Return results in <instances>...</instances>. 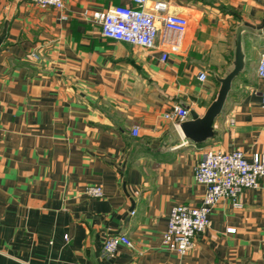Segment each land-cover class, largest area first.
I'll list each match as a JSON object with an SVG mask.
<instances>
[{"label": "crops", "instance_id": "0c3cea01", "mask_svg": "<svg viewBox=\"0 0 264 264\" xmlns=\"http://www.w3.org/2000/svg\"><path fill=\"white\" fill-rule=\"evenodd\" d=\"M163 1L145 48L104 36L98 22L133 0H64L62 10L0 0V264H264V176L240 206L214 207L190 252L163 244L172 208L204 198L195 166L206 151L264 149V0ZM242 22L261 33H244L245 68L215 135L196 143L165 114L205 113ZM89 184L104 195H87ZM123 234L133 245L103 255Z\"/></svg>", "mask_w": 264, "mask_h": 264}, {"label": "built area", "instance_id": "2783aa9c", "mask_svg": "<svg viewBox=\"0 0 264 264\" xmlns=\"http://www.w3.org/2000/svg\"><path fill=\"white\" fill-rule=\"evenodd\" d=\"M42 7L64 9V0H32ZM134 6L116 5L97 15L102 26V34L108 38L123 41L132 45L153 48L159 35L158 21L161 13L167 9V2L155 0H133ZM68 18L67 13L62 14ZM167 25L178 26L179 19L169 16ZM166 54L163 55V59ZM257 71L264 78V53L261 55ZM207 72H201L199 78L206 80ZM261 103L264 106V91L261 92ZM165 117L176 119L178 125L190 117V110L175 106ZM138 133V128L134 129ZM264 176V149L248 157L243 150L215 151L208 150L195 166L197 182L205 186L202 202L192 206L178 204L171 210L167 230L163 235V244L170 250L185 255L195 247V238L210 225V215L214 207L225 198L231 199L235 206H240L239 195L246 189H256L260 178ZM85 193L100 198L104 195L101 185L89 184ZM132 246L126 235L108 237L103 244V255H112L118 244ZM22 264H28L23 262Z\"/></svg>", "mask_w": 264, "mask_h": 264}, {"label": "water", "instance_id": "95a60500", "mask_svg": "<svg viewBox=\"0 0 264 264\" xmlns=\"http://www.w3.org/2000/svg\"><path fill=\"white\" fill-rule=\"evenodd\" d=\"M246 32L260 34L261 31L240 23L236 28L235 53L230 71L218 77L220 88L216 98L211 102L205 113L201 116L196 110H190V117L179 124L185 137L196 143L206 141L215 135L214 122L222 112L227 97L232 89L234 79L244 70L246 65V53L243 43V35Z\"/></svg>", "mask_w": 264, "mask_h": 264}]
</instances>
